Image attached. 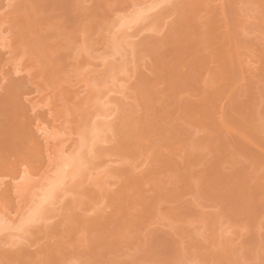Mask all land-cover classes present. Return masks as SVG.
Here are the masks:
<instances>
[{"label": "rangeland", "instance_id": "obj_1", "mask_svg": "<svg viewBox=\"0 0 264 264\" xmlns=\"http://www.w3.org/2000/svg\"><path fill=\"white\" fill-rule=\"evenodd\" d=\"M0 264H264V0H0Z\"/></svg>", "mask_w": 264, "mask_h": 264}, {"label": "bare ground", "instance_id": "obj_2", "mask_svg": "<svg viewBox=\"0 0 264 264\" xmlns=\"http://www.w3.org/2000/svg\"><path fill=\"white\" fill-rule=\"evenodd\" d=\"M109 29H110V28H109ZM41 130H43V131L45 132V139H46V141H48V140H49V137H50V135H49V131H48L46 128H42ZM50 134H51V133H50ZM71 161H72V159H71ZM71 163H72V165H73V162L64 161V162L62 163L63 168H62V167H61V168L64 170V166H65V168H66V167H68L69 165H71ZM61 168H60L59 171H62ZM66 169H67V168H66ZM66 169H65V170H66ZM69 169H70V168H69ZM65 170H64V171H65ZM64 171H63V172H64ZM67 171H68V170H67ZM59 175H61V174L59 173ZM64 178H65V177H64ZM55 181L57 182V180H55ZM52 182L54 183V181H52ZM60 182H61V181H60ZM57 183H59V182H57ZM57 183H56V184H57ZM50 186H51V185H50ZM52 187H53V186H52ZM52 187H51V188H52ZM55 187H56V185H55ZM47 190H50V189H47ZM53 192H54V190H52V191H51V190L48 191V193H46V196L44 197L43 200L46 201V199H49L50 197H52L53 194H54ZM43 193L45 194V192H43ZM44 194H43V195H44ZM41 200H42V199H41ZM43 200H42V201H43ZM39 203H40V202H39ZM40 205H41V204H40ZM38 206H39V204H38ZM36 207H37V205H36ZM37 209H38V208H37ZM39 209H40V208H39ZM33 210H34V209H33ZM31 214H32V213H31Z\"/></svg>", "mask_w": 264, "mask_h": 264}]
</instances>
